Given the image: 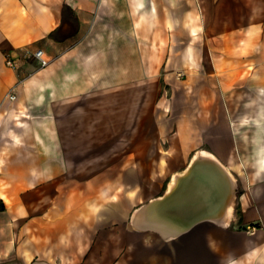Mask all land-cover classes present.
I'll list each match as a JSON object with an SVG mask.
<instances>
[{
	"label": "rangeland",
	"instance_id": "obj_1",
	"mask_svg": "<svg viewBox=\"0 0 264 264\" xmlns=\"http://www.w3.org/2000/svg\"><path fill=\"white\" fill-rule=\"evenodd\" d=\"M190 7L107 0L94 29L74 34L46 68L21 74L15 99L0 111V193L9 199L5 215L20 225L45 220L34 224L36 243L63 216L90 236L97 225L128 219L194 144L191 157L201 149L219 154L235 197L259 172L264 3L249 20L246 13L219 19L227 33L218 35L204 32L212 19L202 5L188 25ZM50 37L64 41L56 29ZM229 229L237 230L235 220ZM17 240L25 246V226ZM11 259L3 264H24L20 255Z\"/></svg>",
	"mask_w": 264,
	"mask_h": 264
},
{
	"label": "crops",
	"instance_id": "obj_2",
	"mask_svg": "<svg viewBox=\"0 0 264 264\" xmlns=\"http://www.w3.org/2000/svg\"><path fill=\"white\" fill-rule=\"evenodd\" d=\"M183 1L169 0L175 4ZM259 2L264 0H187L191 9L183 19L189 25V18L195 15L194 6L202 5L212 19L204 32L225 34L219 28V19H235L243 13L248 19ZM105 3L107 0H0V111L4 101L13 100L7 92L17 78L37 67L46 68L49 56L74 34L88 26L94 29ZM55 29L64 41H52L50 36ZM27 48H42L49 58L48 64L40 67L34 58L24 59L19 70L6 64L7 55L19 58ZM20 85L21 82L17 89ZM192 148L177 156L172 169L160 178L159 192L132 212L129 210L128 219L97 225L91 236L92 231L84 230L77 221L75 225L67 222L63 216L56 228L45 229L42 241L36 243L34 224L45 222L44 219H31L20 225L18 216L9 218L5 209L0 210V264L12 257L19 261V255L24 264L34 263L36 258L40 264H264V165L259 172L246 177V183L236 194L234 207L239 208V218L234 217L233 207L229 220H202L178 233L145 223L143 207L168 192L171 178L181 173L193 157L190 156ZM233 220L237 230L231 231L229 225ZM20 226L26 227L25 246L17 240Z\"/></svg>",
	"mask_w": 264,
	"mask_h": 264
},
{
	"label": "bare ground",
	"instance_id": "obj_3",
	"mask_svg": "<svg viewBox=\"0 0 264 264\" xmlns=\"http://www.w3.org/2000/svg\"><path fill=\"white\" fill-rule=\"evenodd\" d=\"M260 164L264 165V158H261ZM178 175L181 176L179 179ZM183 183L185 185L180 192L181 202L185 205L186 202L194 203L195 207V210L189 212L188 217L198 218L197 216L202 214L206 215L208 206L210 207L208 210L215 213L214 206L221 201L219 206H224L219 218L229 220L235 204L234 177L213 153L204 149L196 152L185 169L171 178L169 194H172L175 188L177 190L183 186ZM1 196L5 201H9L4 193ZM171 198H168V202Z\"/></svg>",
	"mask_w": 264,
	"mask_h": 264
},
{
	"label": "water",
	"instance_id": "obj_4",
	"mask_svg": "<svg viewBox=\"0 0 264 264\" xmlns=\"http://www.w3.org/2000/svg\"><path fill=\"white\" fill-rule=\"evenodd\" d=\"M181 176H177V179H179ZM187 179V178H186ZM183 186L175 188L174 192H171L172 194H169V192H166L161 198H156L151 201H149L144 207H143V218L145 220V223L148 226H154L158 228H163L167 231H172L174 233L182 232L183 230L188 229V227L193 226L194 224L198 223L199 221L211 219L216 220L220 219L219 216L222 212L223 206L221 205V201L214 206V212L211 213L208 209L210 207L208 206L206 208L207 214L197 216L195 217H188L190 211L195 210L194 203H187L186 205L181 202L180 198V192L182 191ZM234 191V188H233ZM171 198V203L168 202V198ZM225 204V203H224ZM205 209V208H204ZM213 212V211H212ZM205 213V212H204ZM217 215V216H216ZM216 216V217H215Z\"/></svg>",
	"mask_w": 264,
	"mask_h": 264
},
{
	"label": "built area",
	"instance_id": "obj_5",
	"mask_svg": "<svg viewBox=\"0 0 264 264\" xmlns=\"http://www.w3.org/2000/svg\"><path fill=\"white\" fill-rule=\"evenodd\" d=\"M28 58H34L37 60L38 65L40 67H44L48 64L49 58L46 56L44 50L42 48H37L35 50L25 49L23 54L19 56V58H14L11 55L6 56V64L12 67L14 70H19L23 60ZM22 81L21 77L17 78V81L10 87L7 92V96L10 99H15L16 97V90L18 84Z\"/></svg>",
	"mask_w": 264,
	"mask_h": 264
},
{
	"label": "trees",
	"instance_id": "obj_6",
	"mask_svg": "<svg viewBox=\"0 0 264 264\" xmlns=\"http://www.w3.org/2000/svg\"><path fill=\"white\" fill-rule=\"evenodd\" d=\"M5 209V205L3 200L0 198V210H4Z\"/></svg>",
	"mask_w": 264,
	"mask_h": 264
}]
</instances>
